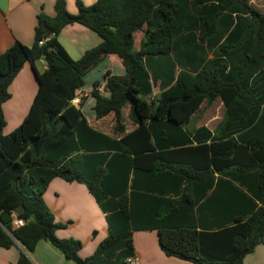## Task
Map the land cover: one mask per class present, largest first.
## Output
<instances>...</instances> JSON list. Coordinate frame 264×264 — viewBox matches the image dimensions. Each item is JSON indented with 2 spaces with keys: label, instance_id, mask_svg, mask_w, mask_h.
<instances>
[{
  "label": "trees",
  "instance_id": "trees-1",
  "mask_svg": "<svg viewBox=\"0 0 264 264\" xmlns=\"http://www.w3.org/2000/svg\"><path fill=\"white\" fill-rule=\"evenodd\" d=\"M250 1L95 0L84 6L77 0L70 14L64 0H55L52 17L40 13L32 45L15 42L0 53V248L16 241L32 252L45 240L75 264H123L134 255L132 233L154 231L166 257L242 264L263 244L264 13ZM72 24L101 39L76 61L57 40ZM142 30L136 50L133 35ZM196 40L214 48L210 61L204 63ZM109 55L120 59L125 75L106 72L109 97L92 96L98 119L113 114L120 120L122 107L131 105L137 128L119 140L92 130L71 104L85 73ZM38 61L46 65L42 73ZM24 64L37 89L21 124L4 135L1 106ZM160 65L168 81L148 100ZM176 65L195 75L180 72L170 86ZM215 97L225 107L215 133L184 131L199 105ZM169 148L178 149L164 152ZM53 179L83 184L105 214L108 236L85 259L78 257V241L55 236L62 226L42 199ZM11 214L24 225L13 228ZM205 214L213 224L203 223ZM15 264L32 263L20 254Z\"/></svg>",
  "mask_w": 264,
  "mask_h": 264
},
{
  "label": "crops",
  "instance_id": "crops-1",
  "mask_svg": "<svg viewBox=\"0 0 264 264\" xmlns=\"http://www.w3.org/2000/svg\"><path fill=\"white\" fill-rule=\"evenodd\" d=\"M76 1L64 0L68 13H76ZM79 1L84 6H90L95 2V0ZM260 1L263 2L264 8V0ZM54 2L55 0H0V53L5 52L15 42L30 47L33 43L37 16L42 13L48 17H52L54 15ZM251 2L253 1H250L251 6L264 13V10H260L258 7L252 5L254 3ZM142 39L143 30L134 33L133 41L136 50L139 49ZM57 40L59 45L74 61L80 59L86 51L95 48L101 43V39L95 33L79 24L66 26L58 35ZM195 44L204 49L202 52L204 63L213 58L212 52L214 48L208 50L206 43L201 44L197 40ZM169 60L173 65L174 60L172 55H169ZM154 62L155 64L159 63L156 60ZM37 63L41 65V70L37 69ZM35 68L39 73H42L46 69V65L42 61H38L35 63ZM106 72L111 76L125 75L124 66L117 56L109 55L100 59L85 73L82 78V86L75 92L71 104L79 111L82 119L86 121L92 130L111 139L119 140L121 137L135 130L137 124L132 120L131 105L129 103H126L122 107L120 120H116L113 114H109L101 119L95 116V100L92 93L96 91L103 98L109 97L107 82L104 78ZM180 72L189 76L195 75L187 70V68H180L176 65L173 70L170 86H173ZM165 75L166 68L160 65V68L156 69V84L152 87V94L147 98L148 100L159 96L162 91L160 90L161 81L163 83L167 82L169 78L165 77ZM94 83L96 87L93 86ZM36 89L37 84L31 66L24 64L8 88L10 98L1 106L3 118L5 113L12 115L10 124L5 123L4 125V135L10 134L21 124L29 110ZM224 113L225 107L222 100L219 97H215L210 102L203 101L198 109L191 114L189 120L181 127L189 134H193L199 128H204L213 135L222 123ZM260 115L259 111L253 124L259 122ZM209 143L210 141L208 140L204 144L209 145ZM196 145L197 143L193 142L192 147ZM176 149L178 148H169L168 150H164V152L175 151ZM212 175L216 182L218 175L214 172H212ZM147 183L149 185L155 184L154 182H143V184ZM156 184H162L161 177L156 181ZM140 192L144 193L145 190H140ZM42 199L48 210L52 213L55 222L62 226L55 231L56 238L78 241L81 245L78 251L80 259L91 256L99 243L108 236V225L104 223L105 214L100 210L83 184L66 183L60 179H53L43 193ZM202 218L204 224L209 225L214 223V217L209 214L203 215ZM131 244L133 254L138 258L140 264H192L191 262L177 258L166 257L159 249L157 234L154 231L133 232ZM20 254H25L32 264H75L66 259L45 240H40L32 252H26L24 247L16 241H14V245L9 249L0 248V264H15ZM242 264H264V243L258 245L251 254L247 255Z\"/></svg>",
  "mask_w": 264,
  "mask_h": 264
},
{
  "label": "built area",
  "instance_id": "built-area-1",
  "mask_svg": "<svg viewBox=\"0 0 264 264\" xmlns=\"http://www.w3.org/2000/svg\"><path fill=\"white\" fill-rule=\"evenodd\" d=\"M42 42H39V45H41ZM12 216V227L13 228H20L24 225L23 221L20 219H17L16 216L14 214H11ZM123 264H140L138 258L135 255H132L128 258H126L123 262Z\"/></svg>",
  "mask_w": 264,
  "mask_h": 264
},
{
  "label": "rangeland",
  "instance_id": "rangeland-1",
  "mask_svg": "<svg viewBox=\"0 0 264 264\" xmlns=\"http://www.w3.org/2000/svg\"><path fill=\"white\" fill-rule=\"evenodd\" d=\"M253 2H251V3H254V4H252V5H254V6H256V7H258L260 10H264V8H263V2L262 1H260V0H252ZM36 67H37V69L38 70H41L42 68H41V65L39 64V63H37L36 64ZM217 114V113H216ZM11 117H12V115L10 114V113H5L4 114V121H5V123H8V125L10 124V121H11ZM50 212V211H49ZM51 213V212H50ZM52 214V213H51ZM104 223L106 224V222H105V219H104ZM107 225V224H106Z\"/></svg>",
  "mask_w": 264,
  "mask_h": 264
}]
</instances>
